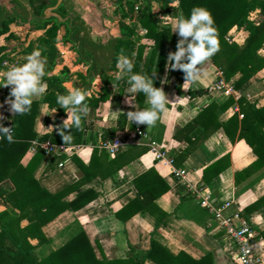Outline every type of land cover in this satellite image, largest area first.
<instances>
[{"label":"trees","instance_id":"obj_1","mask_svg":"<svg viewBox=\"0 0 264 264\" xmlns=\"http://www.w3.org/2000/svg\"><path fill=\"white\" fill-rule=\"evenodd\" d=\"M177 1L178 5L172 7L163 2L160 11L157 12L152 9L151 5L141 6L137 19L146 29L145 33L135 29L121 30L114 62L110 69L99 77L102 85L100 87L93 85L88 90L89 95L86 97V103L89 105V109H95L102 102L108 100L114 92L113 88L120 86L124 81L126 82L124 93L134 97L138 110L147 107L146 97L143 93L134 95L127 92L129 87L127 76L121 80L116 78V72L119 71L116 65L118 56L121 54L133 61V74H148L153 78L155 87H163L168 70L166 67L167 56L170 51L176 50L179 37L177 33H173L174 27L170 23H164L160 18L161 12L165 15L172 14L177 18L181 13L185 17L190 16L191 10L195 7H203L211 12L220 46L211 62L224 72L228 81L231 82L234 77H237L233 82L235 90L241 89L252 77L264 69V52H261L264 50V0ZM31 4L34 10L40 13L48 1L31 0ZM257 9L262 14L259 22L251 18V13ZM25 22L27 21L24 18H11L4 21L3 27L0 28V36L9 33L8 39H17L18 36L10 33V25ZM60 26L55 22L35 25L37 30H44V32L31 39L27 44L25 43L22 48L16 46L12 48V51L16 53H32L35 49L43 50L47 72L44 81L48 87L42 97L33 100L28 113L14 116V142L9 143L7 138H0V198L4 200L6 206L0 210V264H145L147 260H151L155 264H212L211 252L200 258H195L185 251L174 254L154 237L144 255L139 254L133 246H130L127 257L108 258L106 255L100 257L85 230L79 231L45 256L39 257L35 253L37 246L47 241L43 230L46 224L68 209L86 208L97 197L96 191L89 189L73 200L67 201L66 197L71 192L98 176L106 178L117 173L137 154V146H131L111 158L107 151L94 147L89 164L73 154L72 157L80 170L79 178L56 192L50 191L36 177V170L45 156L43 150L34 153L26 163L23 162L32 140L36 138L63 143L61 136L55 130L45 134H39L36 130V121L43 103L58 110L54 120L55 126L62 125L64 117H67V110L61 108L57 98L59 95H67L64 80L68 68H64L59 74H55L53 69L51 74H48L49 65L55 68L60 62L61 53L57 45ZM234 26L247 31L246 42L243 45L227 40V34ZM141 36L148 39L149 42H138ZM6 48L5 46L1 47L0 50ZM11 58L12 56L10 57L6 53L0 54V67L5 60ZM153 72L156 73L155 76H152ZM79 78V81L85 84L87 74L80 72ZM174 78V87L180 94L183 91L184 73L175 71ZM10 90L11 86L6 87L7 95L10 94ZM207 91L208 89L205 87H197L190 89L189 94L193 98L205 94ZM237 103L240 106L239 112H235L228 119L217 113L219 108L226 110ZM127 112V110L120 112L114 129L105 128L103 130L106 136H112L115 131L127 127L130 129L138 127L135 122L132 123L127 119ZM240 114H243V117L240 118ZM49 120V118H45V122H49ZM88 121L89 113L82 120L81 128L73 127L71 130H66L71 131L73 137V140L68 144L83 142ZM216 131L223 132L231 142L245 139L257 156L253 163L236 173L235 185L238 193L262 179L264 177V105L252 103L243 95L237 99L234 95H229L222 103L213 100L202 106L197 115L187 124L176 127L173 139L177 143H181L182 146L173 153L174 164L183 163ZM90 140L96 144L98 138L90 134ZM147 150L148 148L143 147V152ZM66 156L65 153L57 155L54 161L63 160ZM230 165V153L207 164L203 170L202 182H209ZM134 184L139 194L116 211V216L126 222L138 212L148 211L160 222L164 220L163 215H167V213L158 205L157 200L170 190V184L158 174L154 167L137 176L134 179ZM262 206H264V195L246 205L243 215L250 214ZM25 219L29 222L22 225V221ZM33 238H38V242L33 243L31 241Z\"/></svg>","mask_w":264,"mask_h":264},{"label":"crops","instance_id":"obj_2","mask_svg":"<svg viewBox=\"0 0 264 264\" xmlns=\"http://www.w3.org/2000/svg\"><path fill=\"white\" fill-rule=\"evenodd\" d=\"M22 29L23 26H18L16 23L10 25V33L12 32L18 37ZM38 32L39 30H34L32 34L41 35ZM8 35L9 33L0 36V48L7 47L0 50V54L6 53L13 57L16 52L12 51L11 44H16V42L13 39H8ZM58 48L60 50L59 44ZM62 52L70 53V55L73 53L68 47L64 48ZM17 61L15 64L7 59L0 67V105H3L0 107V114L13 119L14 116L6 103L9 95L6 94V87H3L5 82L3 73L14 65L22 64ZM67 65L69 68L71 67L69 63ZM219 71L211 61L206 63L203 66L200 80L183 88L182 93L179 94L174 87L175 71L168 68L162 87L170 101L166 106V111L159 114V119L154 126L147 128V125H138V127L148 133V140L154 142L158 147L170 151L171 161L158 160L147 144L132 145L137 146L136 157L120 171L106 178L98 176L66 197L67 201H71L89 189H93L97 193L96 199L86 208L68 209L43 227L47 241L37 246L35 253L37 255L39 253L41 255H38L39 257L47 255L79 231L85 230L100 257L103 255L108 258L127 257L130 246H133L139 254L144 255L154 237L174 254L185 251L195 258H200L211 252L212 264H239L235 257L236 248L224 240V231L219 227L220 220L213 217L206 208L199 204L191 189L202 188L205 195L217 199L219 204L233 201L232 205L225 209V213L240 211L243 214L246 205L264 195V177L239 193L235 185L236 173L253 163L257 158L256 154L245 139L231 142L223 132L216 131L183 163L176 165L173 162L174 151L182 146L181 143H177L173 139L176 127L183 126L192 120L202 106L213 100L222 103L228 98L229 95L217 90L207 91L205 94L193 98L189 94L190 89L207 88L215 82ZM81 73H86L88 77L87 72L81 71ZM74 77V81L79 82V74ZM68 79L70 77H65V88H82L76 85L67 86ZM236 79L237 77L232 79L231 85ZM95 84L94 81L93 85ZM125 85L124 81L120 86L114 87V92L108 100L102 102L99 107L90 109L83 142L71 144L75 145V148H72L73 154L79 156L86 164L90 163L96 145L90 140V134L98 138L99 133L104 132L105 128H115L120 112L138 110L134 97L124 93ZM231 95H234L236 99L243 95L252 103L264 105V69L252 77L241 89L233 88ZM38 98L40 97L34 99ZM147 107H149L148 104ZM239 110L240 106L237 103L226 110L219 108L217 113L228 119ZM113 111L120 112L113 115ZM57 114V109L50 108L46 103L41 105V111L36 121V130L39 134L53 131ZM46 117L50 119L49 122H45ZM66 119L67 117H64V120ZM69 122L71 121L69 120ZM143 147L148 150L143 152ZM227 153L231 155L230 167L209 182L203 183L204 167ZM73 154H67L62 165L59 164L62 160L54 161L57 156L45 155L36 170V177L52 192L76 181L79 178L80 170L72 157ZM32 156L33 154L27 152L23 162L26 163ZM151 167H154L158 174L170 184V190L157 200L158 205L167 215H163L164 220L160 222L148 211H140L124 222L115 213L139 194L134 179ZM176 169H185L186 175H176ZM5 207L4 200L0 198V210ZM245 216L256 232L259 252L264 259V206ZM28 222L25 219L22 221V225H26ZM31 241L37 243L38 238H33ZM145 264L155 263L147 260Z\"/></svg>","mask_w":264,"mask_h":264},{"label":"clouds","instance_id":"obj_3","mask_svg":"<svg viewBox=\"0 0 264 264\" xmlns=\"http://www.w3.org/2000/svg\"><path fill=\"white\" fill-rule=\"evenodd\" d=\"M173 33L178 34L176 50L170 51L167 56V68L184 73L182 88L197 83L202 74L203 66L210 62L212 57L219 51L218 32L215 21L210 11L203 7H195L190 16L185 17L181 13L177 18ZM43 50L35 49L23 65L12 66L3 73L6 83L4 87L11 86L6 103L13 116L23 115L30 111L34 98L42 97L47 90L46 57ZM116 67L119 69L117 80L128 77L129 94L143 93L149 107L143 110L128 111L126 116L132 123L137 125L154 126L159 119V114L166 111L170 102L168 94L162 87L154 86V80L148 74H133V61L121 54L118 56ZM156 73L153 72L152 76ZM88 92L83 89H74L67 95H59L57 102L61 108L66 109L67 119L62 125L53 127L61 136L63 143L68 144L73 140L71 130L73 127L79 129L82 120L89 113V105L86 103ZM3 105H0L2 107ZM120 111H113V115ZM6 119L0 114V138H7L9 143L14 142L12 127H5L2 121ZM69 120L71 123H69ZM114 146H119L114 144Z\"/></svg>","mask_w":264,"mask_h":264},{"label":"built area","instance_id":"obj_4","mask_svg":"<svg viewBox=\"0 0 264 264\" xmlns=\"http://www.w3.org/2000/svg\"><path fill=\"white\" fill-rule=\"evenodd\" d=\"M227 40L233 42L231 34L227 35ZM219 70L218 78L215 82L207 86V89L211 92L217 90L231 95L233 93V85L226 79L224 72L221 69ZM240 116L243 117V114H240ZM2 123L5 127H12L14 129L15 123L12 117L7 116ZM115 143L119 146H114ZM143 143L150 147V150L155 153L158 160L171 161L170 151L160 148L154 142L148 140V133L141 127H137L136 129H120L112 136H106L104 132H101L98 135V141L95 147L107 151L111 157H116L121 150L132 145ZM72 148L74 149L75 145L36 138L32 140L27 152L34 154L39 150H43L46 156H57L63 153L72 155L74 153ZM63 162L64 159L59 164L62 165ZM175 174L185 176L186 170L176 169ZM191 191L198 199L199 204L206 208L213 217L220 220L219 227L224 231V240L236 248L235 257L239 264H264V259L257 245L256 232L247 217L240 213V211L225 213V209L230 207L233 201H226L225 203L219 204L217 199L205 195L203 189L200 187H195Z\"/></svg>","mask_w":264,"mask_h":264},{"label":"water","instance_id":"obj_5","mask_svg":"<svg viewBox=\"0 0 264 264\" xmlns=\"http://www.w3.org/2000/svg\"><path fill=\"white\" fill-rule=\"evenodd\" d=\"M41 12L37 14L31 0H0V28L4 21L11 18L32 17L37 25L45 22H55L57 25L66 24L69 30L68 39L75 44L81 54L80 60L90 64L86 83L82 88H65L68 94L74 89L88 90L94 81L107 72L114 62L117 53L119 37L109 35L104 26L103 16L108 6L100 4V0H48ZM156 1L161 5L159 0ZM64 7L66 12L61 10ZM25 63H22L23 65ZM50 75L53 66H50Z\"/></svg>","mask_w":264,"mask_h":264},{"label":"rangeland","instance_id":"obj_6","mask_svg":"<svg viewBox=\"0 0 264 264\" xmlns=\"http://www.w3.org/2000/svg\"><path fill=\"white\" fill-rule=\"evenodd\" d=\"M159 1L161 4L163 2H166L167 6L169 7L178 5L177 0H159ZM100 4L104 7L108 6L106 10V14L103 16L104 26L108 30L109 35L113 37H119L121 35L122 29H135L136 31L138 30L141 33H145L146 29H144L141 26L139 20L137 19V15L139 10L141 9V6H143L144 4L151 5L152 9L155 12L160 11L161 8V5H159L156 1L153 0H100ZM160 18L163 20L164 23H170L175 28V25L177 23L176 16L172 14L165 15L161 12ZM251 18L256 22H259L262 18V14L260 13V10L259 9L254 10L251 13ZM26 21L27 22L22 24L16 23L18 26H23V29L20 30L21 34L17 39L12 38L13 41L16 42V44L14 43L11 44L12 47L16 46L17 48H22L25 43L27 44L31 39L39 35V34H32V31L37 30L35 28V25L37 24L34 22V19H32V17H29L28 19H26ZM43 32L44 30H39L38 33L42 34ZM228 34L232 35L234 43L243 45L246 42L247 31L244 28H239L238 26H234L231 28ZM68 36H69V30L67 28V25L66 24L61 25L60 30L58 32V42H57V45L59 44L60 46L61 58L59 65H57L54 68V73H60L61 71H63L64 68H68V72H65V75L66 77H70V79H68L66 85L67 86L76 85L78 87H83L84 84H82L80 81L79 82L74 81L75 80L74 76L79 74L81 71L88 73L90 69V64L81 62L80 60L81 54L77 46L69 41ZM24 37L25 39H23ZM141 41L149 42V40L143 36H141L140 39L138 40V42ZM67 47L69 48V50L73 51L71 55L70 53L64 54L62 52L63 49ZM261 52H264V50H261ZM30 54L31 53L17 52L9 60L11 62H15V64L17 60L21 63H26L27 57ZM67 63L71 65L70 68L68 67ZM16 66H19V64H17ZM118 72H116V74ZM4 83H6V81ZM95 83L97 87H100L102 85V81L99 78L95 80ZM38 255L41 256L39 253Z\"/></svg>","mask_w":264,"mask_h":264},{"label":"flooded vegetation","instance_id":"obj_7","mask_svg":"<svg viewBox=\"0 0 264 264\" xmlns=\"http://www.w3.org/2000/svg\"><path fill=\"white\" fill-rule=\"evenodd\" d=\"M47 1H48V0H47ZM48 2H49V1H48ZM61 10H63V11H65V12H66V10H65V8H64L63 6L61 7Z\"/></svg>","mask_w":264,"mask_h":264}]
</instances>
